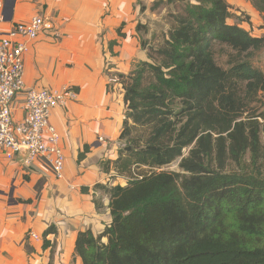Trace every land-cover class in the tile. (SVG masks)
<instances>
[{"label":"trees","instance_id":"1","mask_svg":"<svg viewBox=\"0 0 264 264\" xmlns=\"http://www.w3.org/2000/svg\"><path fill=\"white\" fill-rule=\"evenodd\" d=\"M164 4L177 8L167 37L143 44L148 60L118 75L126 119L118 158L102 166L128 182L95 185L112 220L100 234L80 231L76 253L83 264H264V113L252 107L264 72L251 61L264 36L230 24L227 0H155L152 9ZM252 4L264 14V0ZM219 47L231 51L227 67ZM177 160L179 172L159 170Z\"/></svg>","mask_w":264,"mask_h":264},{"label":"crops","instance_id":"2","mask_svg":"<svg viewBox=\"0 0 264 264\" xmlns=\"http://www.w3.org/2000/svg\"><path fill=\"white\" fill-rule=\"evenodd\" d=\"M4 1L3 28L46 14L57 31L28 42L24 89L13 103L16 120L24 116L27 90L67 85L78 99L57 108L51 118L65 153L62 178L44 157L26 165V153L8 160L0 150V264H83L76 253L79 232L100 234L112 220L109 195L94 187L114 185L112 179L118 177L113 167L105 172L102 162L118 158L126 119L118 75H128L136 61L148 60L137 27L149 7L141 0ZM243 10L258 11L252 2ZM95 199L103 207L98 209ZM51 225L57 233L47 236L50 245L45 247L44 233Z\"/></svg>","mask_w":264,"mask_h":264},{"label":"built area","instance_id":"3","mask_svg":"<svg viewBox=\"0 0 264 264\" xmlns=\"http://www.w3.org/2000/svg\"><path fill=\"white\" fill-rule=\"evenodd\" d=\"M4 11L5 1L0 0V150L8 160L26 153V165L44 157L57 177L62 178L65 153L61 136L51 118L57 108L76 101L77 92L67 85L60 89L27 90L24 116L20 120H16L13 107L16 96L24 89V56L29 51L28 42L43 32L55 31L52 17L35 15L29 21L18 22L5 29L1 26L5 19ZM31 236L39 238L35 233Z\"/></svg>","mask_w":264,"mask_h":264},{"label":"rangeland","instance_id":"4","mask_svg":"<svg viewBox=\"0 0 264 264\" xmlns=\"http://www.w3.org/2000/svg\"><path fill=\"white\" fill-rule=\"evenodd\" d=\"M141 1L146 3V5L149 7V11H146V14L144 13L143 22L139 24L142 45L146 44L147 48L158 47L163 43L164 39L168 35V31L172 26V19L170 17V14L176 12L177 8L174 5L164 4L156 10H153L152 5L155 0H151L150 3L149 0ZM227 2L231 7L232 13V17L229 19L230 24H238L241 27L247 29L254 36H264V14H261L258 11L254 12L253 14H250L248 11L243 10L245 7H248V5H250L252 0H227ZM146 8L147 7L145 6V9ZM229 53H231V51L228 48H217L215 56L218 64L227 67ZM138 61H136L135 64ZM251 61L253 62L254 66L260 68L264 72V48L254 53L251 57ZM258 99V101L252 104V107H254L253 113H264V90L259 93ZM144 130L145 129L142 128L137 129L134 134L141 135ZM262 140L264 143L263 135ZM247 160H250L249 155L247 157ZM179 162L180 160L174 161L173 163L166 165L159 170L179 172ZM259 168L261 170L262 175L264 176V156L261 159V164L259 165ZM118 177H114L112 179L113 184L118 181L127 184L128 177H126L125 175H118ZM101 201H97L95 199V204L98 209L103 207Z\"/></svg>","mask_w":264,"mask_h":264}]
</instances>
